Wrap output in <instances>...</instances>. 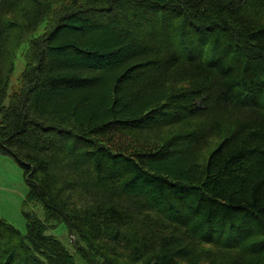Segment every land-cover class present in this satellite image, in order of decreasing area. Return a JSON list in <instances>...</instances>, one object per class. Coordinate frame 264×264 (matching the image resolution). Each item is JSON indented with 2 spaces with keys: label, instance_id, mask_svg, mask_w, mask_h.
I'll return each instance as SVG.
<instances>
[{
  "label": "trees",
  "instance_id": "16d2710c",
  "mask_svg": "<svg viewBox=\"0 0 264 264\" xmlns=\"http://www.w3.org/2000/svg\"><path fill=\"white\" fill-rule=\"evenodd\" d=\"M0 154V264H264V0H0Z\"/></svg>",
  "mask_w": 264,
  "mask_h": 264
},
{
  "label": "rangeland",
  "instance_id": "374dc122",
  "mask_svg": "<svg viewBox=\"0 0 264 264\" xmlns=\"http://www.w3.org/2000/svg\"><path fill=\"white\" fill-rule=\"evenodd\" d=\"M21 69L22 65L19 57L16 60L12 83H15V79ZM27 190L28 187L16 160L12 156L0 154V217L7 220L23 234L26 232V220L22 214L23 208L31 210L38 217L43 218L41 203L35 202L23 206ZM49 233L64 244L69 245V234L64 223H58L49 230ZM69 248L71 249L70 246Z\"/></svg>",
  "mask_w": 264,
  "mask_h": 264
}]
</instances>
